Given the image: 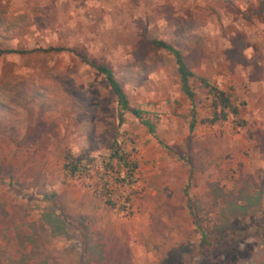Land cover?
<instances>
[{"label":"rangeland","instance_id":"374dc122","mask_svg":"<svg viewBox=\"0 0 264 264\" xmlns=\"http://www.w3.org/2000/svg\"><path fill=\"white\" fill-rule=\"evenodd\" d=\"M153 39L239 114L210 123L214 92L192 78L189 131L174 58ZM0 49L15 51L0 55V264H264V0H0ZM80 56L113 70L154 134L130 112L119 124ZM111 144L137 162L132 183Z\"/></svg>","mask_w":264,"mask_h":264},{"label":"trees","instance_id":"16d2710c","mask_svg":"<svg viewBox=\"0 0 264 264\" xmlns=\"http://www.w3.org/2000/svg\"><path fill=\"white\" fill-rule=\"evenodd\" d=\"M151 42L154 46L158 47L159 49L167 51L174 58V61L176 64V70L179 75L181 90L191 102V121L189 123V131L193 130V128L195 127L196 121H197L195 92L193 91V88L191 86L192 78L198 79L202 83L203 86L209 87L214 92L213 94L214 95V98H213L214 111L212 113V117L208 119L210 123H215L218 120L226 119L228 116V113H232L234 116H237L239 114L238 108L232 104L230 98L227 97L224 92L218 91L212 88L207 78L196 74L192 70V68L187 63L184 55L177 47H175L173 44L163 39H153ZM51 49L60 50L61 48H51ZM12 52H15V51L10 50V49H0V55L12 53ZM80 57L83 62H85L87 65H89L97 73L101 74L105 78L110 88L114 92L116 96V100H117V109H118L117 115L119 119V124H121L124 121V113L130 112L138 120H140V122L144 126L147 127L150 133L154 134L155 129H156L154 123L149 118L145 117L144 110L140 108L132 107L130 105L127 95L122 87V84L117 79L113 70L106 64L96 63L94 61L89 60L88 58L84 56H80ZM69 105L71 106L72 113L75 114L76 117L85 115L86 109L83 106L76 104L74 100L69 101ZM78 107H79V110L77 109ZM4 108H5L4 105L0 101V120H2L3 118L5 122H8L10 112L6 111ZM2 122L5 123L3 120ZM11 131L12 130H10L9 128L3 129V133L5 135H8L9 133H11ZM119 150H120L119 146L117 148H114L113 144L110 145L109 162L115 160L118 162V164L124 166L127 169V173H126V176L121 178V180L127 181L128 183H132L133 180L131 177H132L133 172L137 168V162L129 160V158L121 154ZM64 168L68 171L70 175H75L76 173L81 172L84 166L81 164V161L79 158L75 157L71 153H67L65 155ZM51 221L48 220V222H51ZM53 221L56 222L54 229H58V231L61 230L62 220H60L58 216H53ZM205 235H206L205 232H202L203 238L206 237ZM178 257L179 256L177 255L175 259L177 260Z\"/></svg>","mask_w":264,"mask_h":264}]
</instances>
